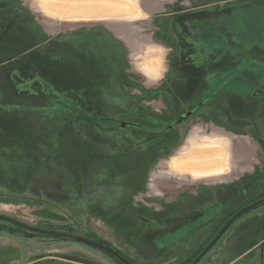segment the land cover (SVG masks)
I'll use <instances>...</instances> for the list:
<instances>
[{"label":"rangeland","instance_id":"374dc122","mask_svg":"<svg viewBox=\"0 0 264 264\" xmlns=\"http://www.w3.org/2000/svg\"><path fill=\"white\" fill-rule=\"evenodd\" d=\"M39 5L41 0H0V18H14L9 31L0 27V34L11 39L16 33L19 39L38 32L27 52L46 49L47 55L57 51L51 43L72 44L76 29L96 25L87 56L99 61L104 74L69 79L66 85L62 79H3L12 80L16 91L0 92L1 110L13 118L12 132H0V214L42 229L51 224L60 232H67L64 225L75 234L93 231L143 261L166 264L207 237L227 210L264 191V0H163L167 14L143 13L131 22L140 33L139 54L148 51L145 38L151 34L169 43L166 76L156 82L137 70L140 61L132 51L121 63L127 74L120 75L115 66L106 74L107 56L124 51L122 41L104 28L129 21L61 20L41 12ZM6 8L10 13L5 17ZM27 14L34 24L25 23ZM66 52L74 50L67 47ZM171 60L179 68L185 65L181 77ZM177 77L179 84L191 78L209 82L210 95L221 93L216 99L221 110L231 93L242 95L252 114L257 111L250 119L254 126L244 129L242 117L217 116L218 109L206 107L211 99L201 88L186 101L174 93L171 102L165 85ZM3 112L0 131L9 122ZM29 112L33 119L48 112L49 124L43 127L36 119L34 134H28ZM188 112L192 115L184 118ZM175 124L180 125L169 130ZM213 129L230 136L234 146L246 141L243 167L235 169L229 153L222 173L172 174L177 172L171 165L188 148L167 160L190 133L188 145L192 134L196 145L229 144L221 135H202ZM253 167L257 175L250 172ZM243 169H250L246 176ZM252 214L234 225L200 264H264V208ZM0 264L123 263L82 241L17 229L0 219Z\"/></svg>","mask_w":264,"mask_h":264},{"label":"crops","instance_id":"0c3cea01","mask_svg":"<svg viewBox=\"0 0 264 264\" xmlns=\"http://www.w3.org/2000/svg\"><path fill=\"white\" fill-rule=\"evenodd\" d=\"M38 7L40 8L41 12H43L49 17H57L61 20H67V21H104V20L108 21L111 19H124V20L129 21L128 23H124V24H113V25L108 26L107 28L103 27L104 29L112 32L117 39L122 41V46H123V51H124L122 53H116L117 55H115L113 52V53H110L109 56H107V59H105V61L107 62L106 64L107 69H105L106 74H108V72L112 73V71L115 70V67H116L117 72L120 71L121 73L120 75L123 76L127 74L128 71L125 72L127 69H125V66L121 63L123 61L125 63V60L129 59L130 55L133 54L134 59L140 61L138 62L139 67H137L138 68L137 70L142 75L147 77L150 82H156L163 75L166 76L165 74H163L165 71L163 64L167 60V57H169V54H170L168 52L169 48L167 49V45H169V43L164 42L161 39H157L156 37H154V34H151L149 35V39L145 38V40L147 41L146 43L149 47L148 51H143V54H139L141 50H139L140 48L138 47L137 40H138V37L140 36V33L134 24H130L131 22L135 20L141 19L143 13H149V14L165 13L167 14L168 12H163V8H164L163 0H139V1L132 0V2L130 0H73V1L71 0H41V5H39ZM2 12L5 13L4 16L6 15V13L7 14L10 13L9 8H6ZM28 16L29 17L26 16L24 18L26 20L25 23H27L28 21L32 23V20H33L32 15H28ZM5 20L6 19L0 18V27L1 28L4 27L9 31L14 18L11 17L9 19L10 21L8 22ZM5 22L8 24H5ZM95 26L96 25H94L93 27H87V28L81 27V28L76 29L77 31L74 32L72 36V41H73L72 44L51 43L49 46L52 49H55V50L57 49V51H55V53L53 54H47V55L45 54L46 49H42L41 51H38V53H28L27 52L29 48L33 45V39H35L38 36V32L31 31L30 34L27 33L26 35H24V37H20L19 38L20 40L16 37V33H15V37L11 39H7L6 36L8 35V33H6L5 35L3 33L0 34V92L4 93L5 91H8V93L11 94L13 91H16V87L14 83L12 82V80H10V82L7 83V81L3 80L4 78H9V79H12V77H26L30 79L46 78V79H49L50 81L52 79H60V80L62 79V82L65 83L66 85L69 79H82L86 77L98 78L101 75H103L104 73L100 74L99 73L100 71L98 70L97 64L99 61L94 57L87 56L88 48L92 43L91 36L93 34V31H94L93 29L95 28ZM67 47L68 48L72 47L74 52L73 53L66 52ZM131 51L132 53L130 54ZM172 61L173 60H171L172 70L174 69V71L178 72L177 74L178 77H181L182 73H185V65L182 66L184 68H179L178 65L174 66V62ZM114 62L118 64L117 66L120 65L119 66L120 68H118ZM171 68H169V70L167 68L166 72L168 71L170 73ZM203 76L204 75L202 73L200 78H203ZM178 77L175 80L172 79L170 82H168L165 85L164 91L165 93L170 95L171 102L173 101L172 97L174 93L182 94L181 99H183V101L189 100L193 96V94L198 91L199 88L203 89L205 93L204 95L210 93L209 92V88H210L209 82H205V81L203 82V79H200V81L199 80L193 81L194 78H191L192 79L191 81L188 80L187 82H183L179 84ZM41 92H44V90L41 89ZM213 93H214V96H213L214 98L213 100L207 102L206 104L207 108L209 106L210 107L212 106L214 110L213 112H215L216 109H218L217 116L219 117L222 116V118H224L225 116L229 117L230 119L242 117L241 122L245 124V126L243 127L244 129L249 128L250 126H254L253 124H251V122L253 123V121L250 122V119L251 118L253 119L256 117L257 111H255L254 115L252 114L254 110L249 107V105L247 104L248 102L245 103L247 100L244 99L242 95L240 94L235 95L231 93L232 96L229 97V99L227 98L224 100L225 101L224 103L227 106L225 107L223 106L224 110H221L218 108L219 103H216V99L221 93H219L218 91L213 92ZM227 94H230V93H227ZM1 109L2 108L0 107V122H2L3 120L2 119L3 111ZM10 113H11L10 111L3 112L4 120L9 121L8 123L4 124L6 129H2L0 131L3 134L10 133L13 130V128H11L12 127L11 120L13 118L11 116L10 117L6 116V115H9ZM28 114L29 116L27 115L26 117L27 126L25 127L26 131L29 132L28 134H31V135L34 134L32 126H33V123L37 124L36 121L39 118H40L39 123L43 127L49 124V115H48L49 113L48 112H41V115H35L37 120L33 119L35 118L33 112H29ZM248 118L249 120H247ZM182 123H184V120H182L180 124ZM178 125L176 124L173 125L172 128H170L169 130L178 128ZM194 129H199L200 131L199 127H194L192 131ZM40 131L43 132L44 131L43 128ZM214 133L226 138L229 144L225 141L224 142L221 141L219 144H217V146H211V147L210 146L205 147L203 145H195L196 144L195 141L197 138L194 134H192L191 139H190L191 143L190 145H188V140L191 134L190 133L186 140V143L180 148V150L175 155H173L169 160H167L169 162L173 158L178 157L179 154L184 150V148H188L186 153L179 156L178 160H175L174 163L171 165V167L173 166L172 167L173 170H175V172L180 173V174L172 173V172L171 173L175 175H181V174L186 173V174H190L191 176L198 175V174L205 175L208 172H213L214 174L222 173L223 169L221 168L225 166L227 154L229 153H230V157L233 158V161L235 163V169L237 167L239 168L243 167L244 160L247 159V155H246L247 148H246V143H245L246 141L239 140L236 142L234 146L232 144V139L230 136L225 135L219 130H214V129L211 133H207L206 135L202 134V135L209 136ZM239 134L247 135L248 133L245 131H241ZM255 138L253 139L255 140ZM260 146L261 145H259V147ZM198 151H205L207 154L211 152L212 154L211 153L208 155L205 154V156L208 158L207 160L206 157H202L199 154L197 157L196 152ZM220 154H222V158L218 157ZM184 156L185 157L187 156L186 159ZM188 156H191V157L189 158ZM194 157L195 158L197 157V158L195 159ZM199 157L202 160H199ZM217 158H219V160L224 159L223 160L224 165L222 167H219V166L218 167H214V166L199 167L195 165L192 166V164H190L191 163L190 161L192 160H193L192 162L203 161V162L209 163L211 162L212 159L217 160ZM181 160H183L184 162ZM187 162L189 166L188 164H186ZM179 164H182L184 166L183 167L181 165L183 169L180 166H178ZM185 164H186V167H185ZM249 170L250 169H245V170L243 169L242 175L246 176ZM229 172L230 170H227L223 174V176L228 175ZM250 172H253L254 175H257L258 174L257 167H253V169ZM153 175H155L156 177H159L158 174L153 173ZM259 177L263 178L260 175ZM200 178L206 179L209 177H200ZM150 188H151V185H150ZM153 190L156 191L155 186ZM252 215H255V214H252ZM252 215L250 214L248 216L250 217ZM248 216H246L244 220L246 218H249Z\"/></svg>","mask_w":264,"mask_h":264},{"label":"trees","instance_id":"16d2710c","mask_svg":"<svg viewBox=\"0 0 264 264\" xmlns=\"http://www.w3.org/2000/svg\"><path fill=\"white\" fill-rule=\"evenodd\" d=\"M214 94V93H212ZM209 94V99L212 100L213 95ZM264 200V191L257 194L256 196L246 200L245 202L236 205L235 207L230 208L227 210V212L224 214V216L219 219L217 224L214 226V228L211 230L210 234L202 239L200 242L196 243L195 245L189 247L187 250L184 252H181L178 254V257L172 261H165L166 264H193L194 261L201 255L203 251L211 244V242L216 238V236L219 234L221 229L227 224L228 221H230L238 212L243 210L244 208L255 204L257 202L263 201ZM264 208V202H261L249 210L245 211L243 214H241L239 217H237L231 225L226 229L224 234L215 242V244L204 254V256L198 261L197 264H200L206 257L209 255L220 243V241L223 239V237L229 232V230L232 229L234 225L239 223L243 218L246 216L256 212L258 209ZM54 226L53 225H48L47 230H52ZM17 229H23L20 226H16ZM62 229H67L68 233L75 234L73 228L71 225H64L61 226ZM45 229V228H43ZM55 231V230H54ZM84 238H87L91 241H96V242H102L105 245H108L112 247L117 253H119L127 262L130 264H164V261H157V260H151L149 262L143 261L140 257H137L135 254H130L127 251L120 250L116 248L110 241L106 240L105 238H102L95 232H85L82 234ZM178 260V261H177Z\"/></svg>","mask_w":264,"mask_h":264},{"label":"water","instance_id":"95a60500","mask_svg":"<svg viewBox=\"0 0 264 264\" xmlns=\"http://www.w3.org/2000/svg\"><path fill=\"white\" fill-rule=\"evenodd\" d=\"M261 202H264L263 201H260V202H257L255 204H252L246 208H244L243 210H241L240 212H238L230 221L227 222V224L221 229V231L219 232V234L216 236V238L211 242V244L205 249V251H203L201 253V255L194 261L193 264H197L198 261L204 256V254L215 244V242L224 234V232L226 231V229L231 225V223L237 218L239 217L241 214H243L245 211L249 210L250 208H252L253 206L261 203ZM0 219L1 220H6V221H11L13 223H16L28 230H31V231H37L39 233H42V234H46V235H49V236H54V237H63V238H73L75 240H78V241H82L83 243L85 244H89L91 246H94L96 248H99L101 250H104V251H107L108 253H111L112 255H114L117 259H119L123 264H130L129 262H127L119 253H117L112 247L108 246V245H105L101 242H96V241H91L87 238H84L82 235L80 234H72V233H68V232H60V231H54V230H47V229H39V228H36L34 226H31V225H25L21 222H17L15 221L14 219L8 217V216H5V215H2L0 214Z\"/></svg>","mask_w":264,"mask_h":264},{"label":"bare ground","instance_id":"6f19581e","mask_svg":"<svg viewBox=\"0 0 264 264\" xmlns=\"http://www.w3.org/2000/svg\"><path fill=\"white\" fill-rule=\"evenodd\" d=\"M71 1H73V0H71ZM73 3H74V2H73ZM64 4H65V3H64ZM62 5H63V4H62ZM71 6H72V4H71ZM61 7H62V6H61ZM65 7H67V6H65ZM65 7H64V8H65ZM62 8H63V7H62ZM66 12H67V11H66ZM201 139H203V138H201ZM212 141H213V140H212ZM198 142H199V141H198ZM198 142H196V144H197ZM209 142H210V141H209ZM214 142H215V141H214ZM196 144H195V145H196ZM205 144H206V141H205ZM216 144H217V143H216ZM192 146H194V145H192ZM213 146H214V145H213ZM189 148H191V147H189ZM210 150H211V149H210ZM219 150H220V149H219ZM192 151H193V150H192ZM221 151H222V150H221ZM184 152H185V151H184ZM208 152H209V151H208ZM213 152H215V151H213ZM210 153H211V152H210ZM210 153H208V154H210ZM219 153H220V152H219ZM196 154H197V157H198V154L201 155L202 157H206L205 154L208 155L205 151H198V152H196ZM211 154H212V153H211ZM216 154H218V153H216ZM220 155H221V156H220ZM220 155H219L218 157L222 158V154H220ZM216 156H217V155H216ZM224 156H225V154H224ZM224 156H223V157H224ZM184 157H185V156H184ZM186 157H187V156H186ZM186 157H185V159H186ZM188 157L190 158L191 156H188ZM197 157H196V158H197ZM211 157H212V156H211ZM211 157H209V158H211ZM214 157H215V156H214ZM194 158H195V157H194ZM196 158H195V159H196ZM206 158H207V157H206ZM215 158H216V157H215ZM225 158H226V157H225ZM185 159H184V160H185ZM191 159H192V158H191ZM195 159H194V160H195ZM199 160H202V159L199 157ZM207 160H208V158H207ZM210 160H211V159H210ZM223 160H224V159H223ZM223 160H222V159L219 160V158H217V160L212 159L211 162H209V163H208V162H203V161H200V162H196V161H194V162H195V163H194V162H192V161H193V160H192V161H190V162H191L190 164H192V166L195 165V166H199V167H208V166H214V167H218V166H219V167H222V166L224 165ZM179 161H180V160H179ZM181 161H183V160H181ZM185 161H186V160H185ZM187 161H188V160H187ZM183 162H184V161H183ZM188 162H189V161H188ZM188 162H187L186 164H188ZM180 163H182V162H180ZM193 163H194V164H193ZM186 164H185V167H186ZM176 165H177V164H176ZM181 165H182V164H179L178 166L181 167ZM182 166H183V165H182ZM188 166H189V164H188ZM172 167H173V166H172ZM180 167H179V168H180ZM183 167H184V166H183ZM183 167H181V168L183 169ZM174 168H175V167H174ZM179 168H178V169H179ZM178 169H177V170H178ZM180 170H181V169H180ZM217 170H218V169H217ZM193 172H194V171H193ZM197 172H198V171H197ZM200 173H201V172H200Z\"/></svg>","mask_w":264,"mask_h":264},{"label":"flooded vegetation","instance_id":"af4514ba","mask_svg":"<svg viewBox=\"0 0 264 264\" xmlns=\"http://www.w3.org/2000/svg\"><path fill=\"white\" fill-rule=\"evenodd\" d=\"M194 109H196V108H194ZM191 115H192V113H191V112H188V113L185 114V117H184V118H186L187 116H191ZM194 117H195V116H194ZM172 126H173V125H172ZM172 126L170 125L169 128H172ZM162 129H164V128H162ZM10 218H11V217H10ZM12 219H14V220L17 221V222H21V223H23V224H25V225H28V224H26V223H24V222H22V221H19L18 219H15V218H12ZM4 221H6V220H4ZM7 222H10V223L14 224L15 226H20V225H18V224H16V223H13V222H11V221H7ZM20 227H22V226H20ZM34 227L39 228V227H37V226H34ZM22 228L25 229L26 231H29V232L39 233V232H37V231H31V230H28V229H26V228H24V227H22ZM39 229H42V228H39Z\"/></svg>","mask_w":264,"mask_h":264}]
</instances>
